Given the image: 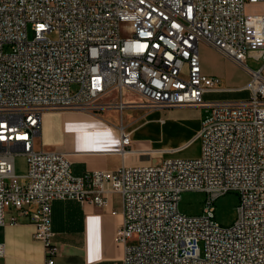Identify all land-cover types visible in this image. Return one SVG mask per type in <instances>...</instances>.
Listing matches in <instances>:
<instances>
[{
  "label": "built area",
  "instance_id": "built-area-1",
  "mask_svg": "<svg viewBox=\"0 0 264 264\" xmlns=\"http://www.w3.org/2000/svg\"><path fill=\"white\" fill-rule=\"evenodd\" d=\"M257 3L264 0H0V225L11 209V225L29 217L45 264H55L52 202L104 207L118 194L120 264H264V12L247 11ZM200 42L251 75L247 98L205 99L227 88L202 72ZM249 57L263 64L252 69ZM115 89L144 102L101 103ZM132 105L206 107L200 154L75 176L64 152L35 147L48 110ZM131 141L123 131L121 151ZM18 154L24 175L15 172ZM189 190L206 194L200 215L178 209ZM231 190L240 194L237 218L224 226L214 202Z\"/></svg>",
  "mask_w": 264,
  "mask_h": 264
},
{
  "label": "crops",
  "instance_id": "crops-1",
  "mask_svg": "<svg viewBox=\"0 0 264 264\" xmlns=\"http://www.w3.org/2000/svg\"><path fill=\"white\" fill-rule=\"evenodd\" d=\"M210 93L205 95L206 100L246 98L211 99L208 96ZM133 96L131 90L115 89L100 101L115 103L122 98L132 103ZM204 109L207 111L206 107L198 105L163 108L132 105L123 110L109 107L93 112L48 110L44 113L35 147L64 152L75 176L95 169H116L122 165L156 164L166 158L195 157L201 150L197 134L205 116ZM134 110L140 112L135 113ZM104 113L107 117L113 114L116 119L104 118ZM149 126L155 129L158 145L142 138ZM123 131L130 132L132 140L125 151H121ZM13 214L15 211L9 210L6 224L0 225V242L6 249V254L0 257V264H45V247L34 236V224L29 217L19 215L18 224L11 225L8 221ZM122 221V201L118 194H111L104 207L74 199L54 200L52 229L55 232L54 243L59 249L54 257L55 264H120L125 246L117 240L116 232Z\"/></svg>",
  "mask_w": 264,
  "mask_h": 264
},
{
  "label": "rangeland",
  "instance_id": "rangeland-1",
  "mask_svg": "<svg viewBox=\"0 0 264 264\" xmlns=\"http://www.w3.org/2000/svg\"><path fill=\"white\" fill-rule=\"evenodd\" d=\"M248 12H264V4L261 3L254 4L252 7H247ZM29 38H33V30L29 27L28 29ZM49 37L54 38V33H49ZM199 56L202 71L207 75L219 78L222 85L227 88L225 92L216 93L211 92L208 96L209 98H241L248 96V91L241 86L248 84L251 81V75L243 70L241 67L233 63L228 58L221 55L215 48L208 45L205 42L199 43ZM248 66L252 69H258L263 64L262 58L249 57L247 60ZM77 86L74 85L73 89ZM132 103L141 104L144 102L140 95L134 93ZM137 101V102H135ZM102 103V102H101ZM140 106V105H139ZM142 106V105H141ZM100 110V109H99ZM135 113L140 111L134 110ZM207 114L206 109H204V115ZM109 117L104 113L103 117L115 120L113 114H108ZM118 119H120L118 117ZM145 137L143 140L153 144L158 145L156 142L155 129L153 126L147 127L145 132H143ZM15 172L17 175H21L27 172V158L25 154H18L15 158ZM206 194L202 191H184L181 193L178 209L180 212L187 215H200L203 212L205 205ZM240 194L235 190L228 191L219 197L214 202L215 207V220L224 226H229L233 224L237 218V207L239 204Z\"/></svg>",
  "mask_w": 264,
  "mask_h": 264
}]
</instances>
